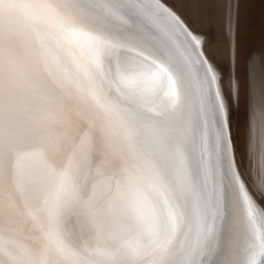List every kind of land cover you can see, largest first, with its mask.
<instances>
[{"label":"snow or ice","instance_id":"obj_1","mask_svg":"<svg viewBox=\"0 0 264 264\" xmlns=\"http://www.w3.org/2000/svg\"><path fill=\"white\" fill-rule=\"evenodd\" d=\"M0 264H264V0H0Z\"/></svg>","mask_w":264,"mask_h":264}]
</instances>
